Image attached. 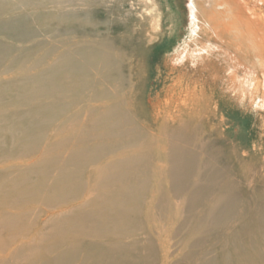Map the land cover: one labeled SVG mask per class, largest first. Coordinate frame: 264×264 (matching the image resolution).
Here are the masks:
<instances>
[{
    "label": "bare ground",
    "instance_id": "obj_1",
    "mask_svg": "<svg viewBox=\"0 0 264 264\" xmlns=\"http://www.w3.org/2000/svg\"><path fill=\"white\" fill-rule=\"evenodd\" d=\"M188 1L0 0V264H264V0Z\"/></svg>",
    "mask_w": 264,
    "mask_h": 264
},
{
    "label": "rangeland",
    "instance_id": "obj_2",
    "mask_svg": "<svg viewBox=\"0 0 264 264\" xmlns=\"http://www.w3.org/2000/svg\"><path fill=\"white\" fill-rule=\"evenodd\" d=\"M173 1L174 0H171V2H173ZM203 1H206V0H200V3H202ZM177 2H179L178 3V8H179L178 13L179 14H178V20H175L176 30H178L177 34L175 35V38L180 43L181 41L184 40V38L186 36V32H189V29L186 30V28L188 27V25H187L188 23H186V21L188 19L187 16H188V13H189L188 12L189 11L188 10V6L190 5V7L194 8V5L190 1H188V3H187V0H177ZM204 5H206V4H204ZM235 23H237V22H235ZM237 26L240 27L239 22L236 24V26H234V28H232V32H230L227 36L225 35V37H223V39L225 40L226 44H224V45L222 43H219V44H221L222 46H224L225 48H227V49H229L231 51H233L232 50L233 49L232 48V45L233 46H236V47H240L241 52H240V54H238L240 56V59L239 60H242V61H239L240 62V65L242 66V67H240V68H242L240 70V72H243L244 73V69H247V70L250 69V71L257 72V74H259V79L261 80V84H263L264 83L263 82L264 81V72L260 68L259 61H256V59L254 58V55L252 54L253 52H251V49H249L248 46L250 44L248 43V41L247 42H244V40L246 38L243 37L241 34H238V33L235 34V29L238 30V27ZM246 43H247V45H246ZM152 52H154L153 49H152ZM152 52L147 53V54H145L143 56L138 57V60L136 59L137 61H139V64H142V66L140 67L141 69L139 70V72H138V70H136L137 72H135V70H132V67H131L132 64L130 65V63L134 62V59H135V57H133L134 56L133 53L128 56V59H129L128 62L129 63L126 62V64H127L126 65V71L127 72L129 71V73L131 72V74L133 76H134V74H139L140 72H142V73H140V75H135L134 76V81L137 80V79H139L138 82L140 83L139 84V87H140V95H139V97L137 99H135L136 100L135 103L137 105L139 104L140 105V108H141V105L144 107L145 105L147 106V104H149V100L151 98V94H149L151 92H149V91L151 89H152V91H154V92L156 91L157 92L159 90V88L162 87V85H157V83H155L154 78L156 79L157 75L160 73V79H162V76L165 75L164 72L165 71H168L167 70L168 68L166 67V65L167 66L168 65L170 66V64H172V61L169 60L170 58H172V56L170 54H169L170 56H168V55H166V53H161L160 51L154 52V53H152ZM261 53L264 54V47L261 50ZM215 56L222 57L221 55H215ZM174 64L177 67L176 72L178 73L179 77L182 78V82H184V83L187 82L188 79L192 77L193 79H195L194 81H196V80H198V82L199 81H202L201 83L199 82L202 85L203 84H206V85H211L212 86L213 85V81L215 83V81L217 80L215 84H216V86L219 89H226V88H228V84L226 83L225 80H223V79H225V75L227 74V72H226V68H227L226 67V63L223 62V61H218V62L215 63V65H213V66L211 65V67H212L211 74L207 71L208 69L211 68L210 66H205L204 65V69L199 68L197 70L196 68H193L191 66V63H188V65H182L180 63V61L177 60V61H174ZM192 65H194L193 64V61H192ZM221 66H223V67H221ZM207 67H209V68H207ZM245 67H247V68H245ZM263 68H264V64H263ZM221 69H223V70H221ZM143 70H144V72H143ZM214 70H215V72H214ZM240 75H241V73H240ZM139 76H140V78H139ZM205 76H207V77L210 76L209 77V80ZM141 77H142V79H141ZM212 78H214V80ZM142 82H143V84H142ZM226 85H227V87H225ZM142 87H144V88H142ZM144 91H146V92H144ZM147 91H148V93H147ZM138 92H139V90H138ZM136 110L138 112V109L137 108H136Z\"/></svg>",
    "mask_w": 264,
    "mask_h": 264
}]
</instances>
